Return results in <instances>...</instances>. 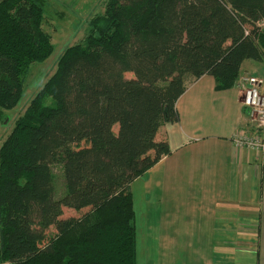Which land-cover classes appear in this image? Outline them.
I'll list each match as a JSON object with an SVG mask.
<instances>
[{
    "label": "trees",
    "instance_id": "trees-1",
    "mask_svg": "<svg viewBox=\"0 0 264 264\" xmlns=\"http://www.w3.org/2000/svg\"><path fill=\"white\" fill-rule=\"evenodd\" d=\"M43 22L40 0L0 1V109L53 52ZM88 28L0 145V264H136L130 185L170 154L155 135L177 122L187 77L222 91L264 60V0H107ZM34 220L56 231L43 245Z\"/></svg>",
    "mask_w": 264,
    "mask_h": 264
},
{
    "label": "crops",
    "instance_id": "crops-1",
    "mask_svg": "<svg viewBox=\"0 0 264 264\" xmlns=\"http://www.w3.org/2000/svg\"><path fill=\"white\" fill-rule=\"evenodd\" d=\"M248 74L264 79V60L245 61ZM241 98L238 84L187 77L177 122L155 135L170 154L130 185L136 264H264V153L236 144L248 128Z\"/></svg>",
    "mask_w": 264,
    "mask_h": 264
},
{
    "label": "rangeland",
    "instance_id": "rangeland-1",
    "mask_svg": "<svg viewBox=\"0 0 264 264\" xmlns=\"http://www.w3.org/2000/svg\"><path fill=\"white\" fill-rule=\"evenodd\" d=\"M1 1V0H0ZM43 8L44 22L43 30L51 37L53 52L50 57L41 63H34L30 66L27 74L24 76V89L18 104L10 110L0 109V145L6 136L11 131L16 119L21 116L32 98L37 94L39 89L47 81V79L55 72L57 62L66 48L69 46L81 43L88 34L89 23L92 18L101 15L104 11L107 0H40ZM249 76L259 77L254 74ZM126 78H131L132 75L125 74ZM262 79V77H260ZM264 78V77H263ZM263 84H264V79ZM263 93V92H262ZM47 103H51L50 100ZM246 119L248 117L244 134L257 135L258 129L253 125L250 118L249 110H245ZM71 148L86 146L85 142L76 145H69ZM63 151L56 152L59 158L52 166V171L55 176L56 189L60 193L62 190V169H61V154ZM143 207H135V211L139 214ZM88 209L73 210L63 209L62 219L71 217L78 218L86 213ZM175 217V212L170 213L169 218ZM53 226L43 227L38 220L32 223V233L40 244H45L54 234Z\"/></svg>",
    "mask_w": 264,
    "mask_h": 264
},
{
    "label": "built area",
    "instance_id": "built-area-1",
    "mask_svg": "<svg viewBox=\"0 0 264 264\" xmlns=\"http://www.w3.org/2000/svg\"><path fill=\"white\" fill-rule=\"evenodd\" d=\"M238 86L241 90L242 106L249 110L253 125L259 134L249 136L244 132L236 136V144L239 147L264 153V93H262L263 80L259 77L242 75L239 76Z\"/></svg>",
    "mask_w": 264,
    "mask_h": 264
}]
</instances>
